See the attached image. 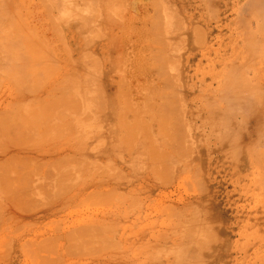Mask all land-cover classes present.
I'll use <instances>...</instances> for the list:
<instances>
[{"label": "rangeland", "instance_id": "rangeland-1", "mask_svg": "<svg viewBox=\"0 0 264 264\" xmlns=\"http://www.w3.org/2000/svg\"><path fill=\"white\" fill-rule=\"evenodd\" d=\"M3 1L4 0H2V2ZM5 1L7 5L5 6L7 7V15L5 14V18L9 17L10 19H6L9 20V22L4 19L7 25H4V21L1 23L5 27L0 25L1 28H4H0V31L3 30L0 34H5L7 29L10 30L8 33L10 32L9 34L12 38L8 36L9 34H5L1 37L5 39L6 42L8 41L6 40L7 37H9L10 40L13 38L15 40L17 39V46L12 44L13 41L12 43L8 41L10 43L9 45H13L14 47L10 46V50L6 48L10 51L7 53V57H10V60L7 59V61L9 60L6 65L8 73L4 75L6 76V78L4 77L5 79L2 77V72H4V70L6 71V69L3 71L0 69V71H2L0 73V75H2L0 78L2 77L4 80L2 81L3 84L1 83L0 86V264H84L88 259L89 261H87L86 264H89L95 257L91 256L90 259L88 255H92L93 253V255H96L97 252L100 254H97L96 258H99V256L102 257L104 254L106 256L109 254L110 256H121L122 253H127L125 250L129 251L127 253L128 256L125 254L121 256V259L129 257L127 260L131 261L132 258L130 256L132 255L133 260H135L134 257L140 254L135 258L138 260L141 258V261H134L135 264L137 262H143L144 264H225L228 263V261L230 264H264V237L262 238L263 241L260 240L261 233H264L263 225L261 227L257 225L259 227L258 230V227L253 222L249 224L245 223L248 212L253 214L256 210V207H254L255 204H261L259 200L256 201L255 198L260 199L259 197H262L264 199L263 194L262 196L260 194L261 190L257 191L259 189L257 184L260 183L257 182V176L262 172V170H260L262 169L260 168L262 165H260L259 161L260 158L261 160L264 159V153H261V156L258 154L260 157H258L259 160L256 162L258 159H256L257 151L259 150L260 153L264 150V23L261 24L264 20L261 18V22L258 23L257 21L259 20L256 21L253 16L255 12H251L252 10L249 11V7L245 10L244 5L247 3L246 0L245 4L243 0H230V3L229 0ZM2 4L0 7L4 8ZM2 8L1 11L4 13L3 10L5 9L2 10ZM90 8H94V10H90ZM259 8L260 6L255 9L257 14ZM3 13L2 16H0L4 18ZM6 27L7 29H5ZM184 33H186V35ZM250 48L254 53L248 52V50L251 51ZM1 66L0 67L3 69L4 65L2 64ZM31 88L33 90H31ZM30 91H32V93ZM240 98L241 100H239ZM156 107H159V109ZM250 107L252 112L255 113L254 116L257 114V117H255L256 119L251 117V120V118L247 117L249 116L246 114L247 111H243V109L250 110ZM154 108L157 110L152 111ZM161 109L167 112V114L163 111H158ZM170 111L172 113H170ZM155 113L160 114V118L159 116L157 117L158 114ZM247 113L253 116L251 111ZM258 113H261L262 118L258 119L261 120V122L259 121L261 123H259L261 125V130H259L260 128L258 127L259 129L256 131L254 130V132L253 128L258 125V121H255L260 117V115L258 117ZM169 115L170 118H168ZM137 116H139L140 120L144 118L142 120V122L144 121V129L147 125L149 126H147L149 130L146 128L147 131L141 128V130L144 131H141L143 136L140 132L138 136L137 133H135V130L137 132V129L140 127L138 121L136 122V127H138L133 128V123L136 121ZM155 116L158 120L167 117L166 119L169 122L162 119V121L157 120L158 122H156L154 120L155 118H150ZM242 119L243 124L246 125L248 123V125L250 124L252 126V123H256L254 127L252 126L253 128L247 125L248 129H245V131L250 129L256 137V132L261 131L258 132V135L262 133L261 136H263V141L262 145L259 143L258 149H253L251 148L252 146H248L249 151L251 152L250 149H252V152H254L253 155L255 154L256 157L254 156V159L256 160L253 159V155L248 153L249 155L247 154L248 156H246L244 154V152L247 153V151L242 150L245 146L240 142V140L243 141V138L247 136L244 137L245 134H249L250 130L249 132L243 133L240 131V128L245 125L243 126L242 124V127L239 128L238 124L236 127L239 129V132L233 125L235 122L237 123V121L238 123L239 121L242 123ZM249 119L251 121H249ZM140 120L139 122L141 125L142 122ZM145 120L147 122H145ZM232 120H234V123L231 122ZM246 120L248 121L247 123ZM149 121L152 123L151 130ZM145 123L147 124L146 126L144 125ZM156 123H159V126ZM174 123L178 125V127H175V130L173 126ZM236 123L235 125H237ZM169 126H173V131ZM247 127L245 126V128ZM214 128L217 130L215 129L216 131H214ZM230 128L232 132V128H235V132L237 131L239 134H243V138L242 134H240L241 139L239 140V137L237 140L238 144L240 143V145L244 146L243 148L241 146V150L237 148L240 147L238 145H236L237 147L235 148L232 147L229 149L230 146L235 145L234 138L237 139V135L233 132L234 134L231 135L230 140L232 136L235 137H233L231 142L228 139L229 137L227 138V136H225L228 134H222L226 132L229 133L231 131ZM153 129L156 132H154ZM159 129H163V131L160 130V132L165 131L166 133L158 132ZM138 130L140 131V128ZM177 130L178 132L184 130V132L182 131V134L180 131L181 136H179L180 134L178 135V132H176ZM132 131L136 134L135 136L137 138L134 136L133 138H135L136 141L130 139L131 141H129V143L132 142L135 149L140 148V150H142L143 155H145L144 157L141 156L145 159H141L143 163H141L140 159L137 160L140 156L137 159L133 157L135 155L134 152H138L137 154L141 153L139 149L134 151L133 147L131 153V146L129 149L127 148V146L129 147V145H127L129 144L128 138L133 134H130ZM145 132H148L149 138L152 136L154 139L157 138L160 145L156 141L157 145H153L154 139L151 138L150 141L149 138L144 137ZM175 133L179 137H176L174 135ZM252 133L250 132V134ZM161 134L168 136L166 137ZM184 134H187L189 139H187ZM190 134L192 138L189 136ZM219 135L223 137L220 138L218 137ZM132 136L133 135H131V137ZM182 136L185 138L181 141L180 139L183 138ZM161 137L163 138L161 139ZM143 138H146V140ZM58 139H61V141L57 142L59 144L55 142V140L58 141ZM105 139L107 141H105ZM63 140H65L64 143H66V141L68 142V144H63L65 147L62 146ZM147 140H149L150 143ZM176 140L180 141L179 144ZM224 140L226 142L228 141V147ZM173 142H175L174 146H172L173 149L175 146H179V149L182 150L177 149L179 156L175 152L176 149L172 150L167 144L170 143L173 145ZM212 143L215 145L214 148H217L219 144L218 149L223 150L222 152L220 150L219 154L223 155L224 151L227 153H224V158L227 160H225L222 155H219L221 164L219 162L217 169L214 170L215 173H213V176L215 175L216 179L220 181L221 184L223 183L219 196V200L222 203L220 206H226L229 215L234 214L233 216H236L238 220H243V223L240 222V224L242 223L241 225L239 224L234 227L233 234L229 241L228 252L231 254L229 260L220 261L218 258L215 259L211 257V250H206L207 246L213 245L212 248H215L222 242L220 241L223 239L221 231L224 225L220 222L221 219L219 215L212 211L211 215H209L211 209L208 210L207 207L203 209L199 207L197 208L199 210H197L195 204H193L194 208L190 205V202L194 203L205 191L206 186L204 182L208 180V177L205 179V176H202V170H204V172L208 170L207 166H209V164H204L207 160H204L202 165L199 160L194 161L195 166H202V168L200 166V169H198L199 171L189 173L188 171L191 170H187L186 172L189 174L182 175L183 177L180 176L181 178L179 177L174 183V186L168 190V192L171 191V193L167 192L168 195L166 197H157L155 195L152 202L149 201L151 202L150 204H148V201H144L141 204L140 201L134 199V197H138H136V195L139 191H137L138 189L135 190L133 185V191L135 193L133 192V195L130 193V196L128 193L132 191V186H130V189H127L128 191L130 190L129 192L125 189L117 190L116 187L102 189L104 191H102V193L100 191L101 194L97 192L95 195V193H93L95 196L83 192L88 186L87 184H94L97 181L101 183L108 180L111 183L113 179L115 180H113V182H116L117 180L115 178L119 181L118 177H120V174L121 178L124 177V175L127 177V175L131 173L128 169L134 171L136 168L139 169L140 165L143 169L147 166L149 167L144 170L141 169L139 173L141 171L149 172L154 175V177L156 176L159 182H161V180L168 181L169 179H167V177L169 178L172 173V166L175 164L173 163L175 160L178 161L180 158V161L182 159L183 162L187 164L184 160H189L191 156L190 153L199 148L206 151L214 146ZM12 144L19 148L21 147V152L23 149L25 151H34L36 149L38 151L39 149L37 153H42V151L44 152L45 150H55V148L59 146L61 151L56 148V152L58 150L62 152L63 150L64 155L65 152L67 153L64 160H58L59 162L55 161L53 163L34 162L23 158V156H14L9 159L4 155L11 149L16 148V146L13 147L14 145ZM55 144L58 146H55ZM137 144L139 146H137ZM165 144H167V146ZM87 145H89L88 148ZM152 145L156 146L155 149L158 148V154L160 151L164 153V148L166 151L171 148L170 150L172 151L170 152V150H168V153L170 152L173 154L174 151V158L176 159H172V164L170 162V164L167 162V165L164 162L161 163L162 165H158L161 166V168L156 165L154 166L153 159L157 157V155H153L154 158L152 160H150V156H146L150 155L149 151L151 149L149 147ZM67 146L68 149H66ZM159 146L161 148L163 147V150ZM180 146L184 148H180ZM50 148L51 150H48ZM40 149H42V151H40ZM106 149H108V151ZM236 149L240 150V152H242L241 154H244L243 156L239 155V159L233 158L238 155ZM105 151L109 153L111 151L112 154L110 153L109 155L112 157H107L106 155L108 154ZM128 151L131 153L132 159L127 155ZM157 151L154 150V153ZM166 151L165 153H167ZM235 151H237V153ZM23 153L25 152L23 151ZM118 154L120 157L126 156L125 158L129 156V160L123 157L122 159L126 160V162H124V160L119 162L120 158ZM159 155L161 156L162 154L160 153ZM250 155L253 162L255 161L254 164L258 165V167L260 165V169L257 168L260 170L259 172L257 171L259 174L256 171H254V174L251 173L253 169H256V166L252 168V171L250 170L251 172L248 171L253 166V163L250 167L246 168H249L248 170H240L239 168L240 172L236 168L235 163L240 162L237 160L242 159V161H244L248 159ZM197 157L198 155L195 156V159ZM229 157H231V159ZM134 158V161H140V164L137 162L139 166L136 165V167L132 164L134 166L133 169L128 167L132 166L128 164H135V162H130ZM107 159H109V163ZM222 159H224L225 162L222 161ZM229 159L230 162L228 161ZM230 165H235L234 168L236 169L232 170V166ZM204 166L207 167L206 170ZM155 167L160 169L164 168L163 171L165 174L160 170L156 172L158 169H156L154 173L153 169L155 170ZM220 167L223 172L221 169H218ZM120 171H127L128 173H121ZM245 171H248L247 174H252H248L250 179L257 173L256 178L254 176V178L252 177L254 183L252 181L253 179L249 180V178L245 176V173L243 176L246 177L247 180L241 176ZM105 172L107 175L104 174ZM137 172H133L136 173L135 177H140V174ZM217 172L219 175L216 174ZM239 172L241 173L240 175ZM117 173L119 175H117ZM133 173L131 174L133 175ZM158 173H160V175H158ZM262 173H264V171ZM162 174H164L166 178ZM203 175L208 176L206 173ZM125 177L120 181L124 179V183H127L126 181L128 180L126 179H132L131 181L134 180V182L136 180L133 179L135 178L134 175L133 178L129 176L128 178ZM260 178L264 179V175L263 177L260 175ZM202 180L205 181L202 182ZM255 180L257 182V188L256 186L254 187ZM249 181L251 186L253 185L251 188L255 189L254 191H256V194L259 192V197L252 193L254 191L251 192L253 195L247 191L245 193L241 192L240 187L242 183L246 182L249 184ZM238 184L239 186H237ZM242 186V188L247 187L246 185ZM248 187L246 188L247 190L250 189ZM233 189H236V191ZM242 190L245 191V189ZM247 193L252 195V199H249L251 196L248 195V197L246 195ZM131 196L133 200L130 198ZM246 196L247 198H245ZM253 199H255V201ZM263 199L260 201L263 202ZM249 200L254 203L251 201L250 204L247 203ZM126 201L130 204L133 203V205L126 206L128 205ZM134 202L136 204L140 202L141 208L143 206L146 208V204H148V207L144 210L136 211L139 206L136 205V208ZM245 202L248 205H245ZM60 205H63L61 210ZM189 205L192 209L189 208ZM124 206H126V211L131 207L127 211L129 213L126 215L122 214V212L124 213V211H122ZM133 206L136 209H134ZM50 207L52 209H59V213L51 217L40 219L39 217L43 216L45 214L44 212ZM187 207L189 209H186ZM180 208L182 210L178 211L177 209ZM249 208H252L250 210L252 212L249 211ZM116 210L118 212L121 211L119 214L121 213L122 217L123 215L125 216V218L120 217V219L118 217L121 216V214L116 215V217L118 216L117 219L120 220L119 222L108 215L111 212L112 215H114L113 217H115ZM263 210L264 209L262 207L260 208V205H258L256 212H264ZM208 211L209 214L206 213ZM240 211L243 214H241ZM139 212L142 213V216L140 215L141 218L136 221ZM205 213L207 216H205ZM213 214H215L214 217L218 221L216 219L208 220ZM216 215L218 217H216ZM243 215H245V217ZM105 216H109L110 218L108 217L109 219L106 220L103 218ZM102 218L107 222L103 223L102 221V224L99 223L100 225L90 224L92 221ZM132 221L135 223L133 224ZM212 221L216 225L213 224ZM86 223L90 224L92 227H89V225L84 227ZM152 225H155V228ZM80 226L84 227L85 231L88 230L91 233L93 231L96 233L98 232V236L101 239L97 240L98 236L94 237L96 238L94 240L98 242V244L95 243L93 238L91 239V233L89 234L87 231L90 236L85 235V231H83L84 228H81L84 235L76 237L75 235L78 233L71 232L69 234L70 238H68L69 236L67 237L69 241L66 239L63 241L59 239V235L64 231H69V229L71 230ZM103 227L105 229L112 228L105 230ZM140 229L143 231L141 232ZM187 229L190 231H187ZM193 229L195 231H192ZM215 229L217 230L215 231ZM107 230H109V232ZM111 230H113V234ZM261 230L263 231L260 232ZM121 231H123L124 234ZM145 231L148 234L154 233V236H149L147 234L149 237H145ZM94 232L93 236L95 234ZM106 232H108L109 235ZM143 232L146 241L148 240L147 238H149V240L151 239V243L149 242L148 245H145L147 242H145V244L143 242L141 245V241H144L143 236H141L143 239H138V236L142 235ZM161 232L163 234H161ZM195 232L198 233V235ZM138 233L139 235H137ZM158 233H160V235ZM72 234H74L75 237H73ZM116 234H118V236L121 235V240ZM187 234H189V236L191 234L192 240ZM79 237L82 238L80 244L79 241H81V238ZM86 237H89L87 240H92V243L85 240ZM108 237H110V239ZM136 237L139 242L138 245L133 241ZM177 237H179L178 240L175 239ZM200 237L202 239L198 241L197 238ZM56 238H58V240ZM179 239L182 241L178 243ZM257 239L262 243L257 241L258 244L255 241ZM171 240L173 242L175 240L176 243L174 244ZM83 242L84 246L87 243L88 246L86 245V248L93 244L94 246L92 245L90 248L92 247L93 251L95 249L96 251L91 253L92 251L90 252V250L92 249H90L86 254V248L83 246L85 248L83 250L82 247H80ZM156 243L157 245H155ZM132 244H134V246ZM167 244L168 246H166ZM152 245L155 246V249L158 248L155 250ZM125 246H128L127 248L129 249H126ZM211 246H209V248L207 247V249H210ZM147 249H149V251ZM140 250L143 251L140 252ZM205 250L207 252H205ZM252 250L259 253L255 254ZM131 251L134 253L137 251L139 253L134 254ZM244 251L247 253L245 255H248L246 258L245 255H243ZM106 252L109 253L106 254ZM149 253H151V255ZM253 255L254 258H252ZM169 256L172 260L169 259ZM183 256L184 258H182ZM250 256L252 257L250 258ZM124 259L123 261H126Z\"/></svg>", "mask_w": 264, "mask_h": 264}, {"label": "bare ground", "instance_id": "bare-ground-1", "mask_svg": "<svg viewBox=\"0 0 264 264\" xmlns=\"http://www.w3.org/2000/svg\"><path fill=\"white\" fill-rule=\"evenodd\" d=\"M232 1H233V0H232ZM243 1H244V4H245V0H243ZM4 2H5V4H4ZM174 2H175V1H174ZM194 2H195V1H194ZM246 2H247L246 4H248V5H246V4L244 5V6H245V7H244L245 10H247V8L249 7V8H248V10L250 9L249 11L252 10L251 12H255V14H253V16L255 17L256 21L259 20V21H257L258 23L261 22V21H260L261 18L264 20V0H248V1L246 0ZM0 3H1V4L3 3L2 6L4 5V8L0 7V12H1L0 15H1V16H2V13H3V12L1 11V8H2V10L5 9V10H3V11H4V13H3L4 18L0 16V18H1L0 21L2 20V21L0 22V25L2 26L3 24H1V23H3V21L5 22L4 25H5V24L7 25L6 21L9 22V20H6V19H8L9 17L5 18V14H6V11H7V10H6L7 7H5V6H7V5H6V1L4 0V1L2 2V0H0ZM229 3H230V0H229ZM1 4H0V6H1ZM181 4H182V3H181ZM91 5H92V4H91ZM196 5H197V4H196ZM227 5H228V4H227ZM259 6H260V8L257 10V11H258V14H257L255 9L258 8ZM191 7H192V6H191ZM227 7H229V6H227ZM84 9H85V8H84ZM86 9H87V8H86ZM195 9H196V8H195ZM260 9H261V10H260ZM90 10H94V8H93V9L90 8ZM249 11H247V12H249ZM259 11H260V12H259ZM90 13H91V12H90ZM249 13H250V12H249ZM251 14H252V13H251ZM6 15H7V14H6ZM79 15H80V14H79ZM83 15H84V14H83ZM87 15H88V13H87ZM87 15H86V16H87ZM194 15H195V14H194ZM191 16H192V15H191ZM2 18H3V19H2ZM171 18H172V16H171ZM259 18H260V19H259ZM4 19H5L6 21H5ZM9 19H10V18H9ZM10 23H11V22H10ZM263 23H264V22H262L261 24H263ZM4 25H3V26H4ZM1 26H0V28H1ZM10 26H11V25H10ZM4 27H5V26H4ZM1 29H4V28H1ZM1 29H0V30H1ZM5 29H7V27H6ZM2 31H3V30H2ZM2 31H0V32H2ZM4 31H5V30H4ZM8 31H10V30L7 29V31H5V32H6L5 34H9L10 32L8 33ZM210 32H211V31H210ZM5 34H4V33H1V34H0V53H1V55H0V66H1L2 64L4 65L3 69L1 68L2 66L0 67V69H1L2 71H3L4 69H6V71H7V72H6L5 70H4V72L0 71V73H1V72L3 73V74H2L3 76L0 75V76H2L3 78H4V77L6 78V76H4V75H7V73H8V69H7V66H6V65H7V62L10 60V57H9V58L7 57V56H8L7 53H8V51L11 49V47H14L13 45L11 46V45H9V44L12 43V41H13L12 44L16 45V41H17V39L15 40L14 38L10 40V38H12V37H11L10 34H9L8 36H9L10 38L7 37V38H8V39H7L6 36H5V38H6V40H8L9 42H10V41H11V42H10V43H9L8 41L6 42L5 39H3V38L1 37V36H4ZM184 34L186 35V33H184ZM185 38H186V37H185ZM14 41H15V42H14ZM187 42H188V41H187ZM6 43H7V44H6ZM10 46H11V47H10ZM16 46H17V45H16ZM6 48H8L9 50L6 49ZM184 50H185V49H184ZM250 50H251V51L248 50L249 53L252 52V49H251V48H250ZM2 52H3V54H2ZM9 52H10V51H9ZM12 52H13V51H12ZM14 52H15V51H14ZM16 52H17V50H16ZM16 52H15V53H16ZM252 53H254V52H252ZM194 55H195V54H194ZM248 55H249V54H248ZM10 56H11V55H10ZM250 56H251V55H250ZM195 57H196V56H195ZM187 58H188V57H187ZM7 59H9V60L7 61ZM199 60H200V59H199ZM192 61H193V60H192ZM10 64H12V63H10ZM187 65H188V64H187ZM8 67H9V66H8ZM10 67H11V66H10ZM187 67H188V66H187ZM10 72H11V71H10ZM186 72H187V71H186ZM188 73H189V72H188ZM187 75H188V74H187ZM2 77H1V78H2ZM1 78H0V79H1ZM3 78L0 80V86H1V83L3 84V82H2V81H4ZM5 78H4V79H5ZM6 88H7V87H6ZM14 90H15V88H14ZM31 90H33V89L31 88ZM30 92L32 93V91H30ZM33 92H34V91H33ZM8 98H9V97H8ZM239 100H241V98H240ZM5 101H6V100H5ZM232 101H233V100H232ZM244 101H245V100H244ZM239 102H240V101H239ZM239 102H238V103H239ZM238 103H236V104H238ZM240 104H241V103H240ZM151 105H152V104H151ZM164 105H165V104H164ZM192 105H193V104H192ZM234 105H235V104H234ZM240 106H242V105H240ZM244 106H245V103H244ZM161 107H162V106H161ZM163 107H164V106H163ZM226 107H227V106H226ZM232 107H233V106H232ZM237 107H238V106H237ZM156 108H157V107H156ZM170 108H172V107H170ZM229 108H230V107H229ZM234 108H235V107H234ZM247 108H248V107H247ZM157 109H159V107H158ZM157 109L154 108V110H152V111H155V110H157ZM180 109H181V108H180ZM226 109H227V108H226ZM230 109H231V108H230ZM236 109L239 110L238 108H236ZM242 109H243V108H242ZM244 109H245V107H244ZM244 109H243V111H245V112H246V111H247V112H248V111H249V112L251 111V114L253 115V116H251L250 113L248 114V113L246 112V114L249 115V116H247L248 118H251V117H252V118H253V117L255 118V117H257V114L254 116L255 113L252 112L251 107H250V110H249V109H248V110H247V109L244 110ZM172 110H173V109H172ZM231 110H232V109H231ZM231 110H230V111H231ZM146 111H147V110H146ZM158 111H161V112H162L163 110L161 109V110H158ZM227 111H228V110H227ZM143 112H144V111H143ZM156 112H157V111H156ZM163 112H165V111H163ZM225 112H226V111H225ZM235 112H236V111H235ZM159 113H160V112H159ZM165 113L167 114V112H165ZM170 113H172V112L170 111ZM193 113H194V112H193ZM147 114H148V113H147ZM150 114H151V113H150ZM150 114H149V115H150ZM152 114H154V113H152ZM155 114H158V113H155ZM163 114H164V113H163ZM225 114H226V113H225ZM234 114H235V113H234ZM144 115H145V113H144ZM149 115H148V116H149ZM170 115H171V114H170ZM170 115H169L168 118H170ZM172 115H173V114H172ZM229 115H230V114H229ZM229 115H228V116H229ZM239 115H240V114H239ZM244 115H245V114H244ZM259 115H260V117H259ZM145 116L147 117V115H145ZM145 116H144V117H145ZM158 116H159V118H160V114H158L157 117H158ZM163 116H164V115H163ZM226 116H227V115H226ZM230 116H231V115H230ZM230 116H229V117H230ZM236 116H237V114H236ZM141 117H142V116H141ZM157 117L155 116V117H153V118H152V117H150V118H151V119H154V118H155L154 120H155L156 122H158V121H160V120L162 119V118H161L160 120H158ZM164 117H165V116H164ZM258 117H259V118H257V120L255 121V122L258 121V122H257L258 125H256L257 128L254 127L256 123H255V124L252 123V124H253L252 126H253L254 128L249 124V125L253 128V131H254V130L256 131L257 129H259V128L261 127V125H260V124H261V123H260L261 120H258V119H262V118H261V113H260V114L258 113ZM110 118H111V117H110ZM137 118H138V120H137ZM137 118H136V121L134 120L135 122L133 123V124H134L133 128L136 127V125H137L136 122L138 121V123H139L138 125L140 126V127H139V128H140V131L138 130L139 128L137 129V132H136V130H135V133H137V136H138V133H139V132H140V134H141V133H142L141 131H143V130L147 131L146 128H148L149 126L145 123L144 125H145V126L147 125L148 127L146 126L145 129H144V128H143V127H144V126H143V122H144V121L142 122V120H143L144 118H142V120L139 119V116H137ZM148 118H149V117H148ZM148 118H147V119H148ZM156 118H157V119H156ZM166 118H167V117H166ZM166 118H165V119H162V120H165V121H166V120H167ZM232 118H233V117H232ZM252 118H251V120H252ZM254 118H253V119H254ZM111 119H112V118H111ZM174 119H175V118H174ZM174 119H173V120H174ZM255 119H256V118H255ZM139 120L142 122L141 125H140ZM148 120H149V119H148ZM157 120H158V121H157ZM162 120H161V121H162ZM169 120H170V119H169ZM185 120H186V119H185ZM226 120H227V119H226ZM226 120H225V121H226ZM229 120H230V119H229ZM251 120L249 119V121H251ZM155 121H154V123H155ZM165 121H164V122H165ZM167 121H168V120H167ZM170 121H171V120H170ZM233 121H234V120H232L231 122H233ZM244 121H245V120H244ZM259 121H260V122H259ZM145 122H147V121L145 120ZM152 122H153V120H152ZM168 122H169V121H168ZM178 122H179V121H178ZM231 122H230V125H231V127H232ZM241 122H242V123H240V121H239V123H238V121H237V123L235 122L237 125H235V123L233 122V123H234L233 125L236 127V126H238V124H239V128H240V127H242L243 119H242ZM247 122H248V121L246 120V123H247ZM253 122H254V120H253ZM149 123H150V121H149ZM244 123H245V122H244ZM259 123H260V124H259ZM151 124H152V123H150V130L152 129V128H151V126H152ZM156 124L159 126V123H156ZM162 124H163V123H162ZM160 125H161V124H160ZM171 125H172V124H171ZM175 125H176V126H175ZM180 125H181V124H180ZM182 125H183V124H182ZM194 125H195V124H194ZM230 125H229V127H230ZM244 125L247 127L248 123H247V125H246V124H243V126H244ZM249 125H248V127H249ZM259 125H260V126H259ZM141 126H142V127H141ZM173 126H174V130L176 129L175 127H178L177 123H174ZM173 126H171V127L169 126V127L172 128ZM184 126H185V124H184ZM184 126H183V127H184ZM212 126H213V125H212ZM245 126L242 127V128H240V131L243 132V133H244V132L246 133L247 131L249 132V130H250V129H249V130H246V131H245V129H248V127L245 128ZM137 127H138V126H137ZM137 127H136V128H137ZM155 127H157V126H155ZM193 127H194V126H193ZM199 127H200V126H199ZM213 127H214V126H213ZM218 127H219V126H218ZM221 127H222V126H221ZM227 127H228V125H227ZM258 127H259V128H258ZM141 128H142L143 130H141ZM167 128H168V127H167ZM181 128H182V126H181ZM236 128H237V127H236ZM164 129H165V128H164ZM168 129H169V128H168ZM183 129H184V128H183ZM215 129H216V128H214V131L217 130V129H216V130H215ZM221 129H222V128H221ZM232 129H233V132H235V131H234L235 128H232ZM242 129H244V130H242ZM148 130H149V128H148ZM155 130H156V129H155ZM160 130H161V129H159L158 132H160ZM166 130H167V129H166ZM170 130H171V129H170ZM170 130H169V131H170ZM230 130H231V128H230ZM236 130L239 131L238 128H237ZM259 130H261V128H260ZM130 131H131V130H130ZM153 131H154V129H153ZM161 131H163V129H162ZM172 131H173V128H172ZM180 131H181V130H180ZM180 131H179V132H178V130L176 131V132H178V135L180 134L179 136H181V133L183 134L184 130H182L183 132L181 131V133H180ZM227 131H228V130H227ZM240 131H239V132H240ZM253 131L250 130L251 133H252ZM255 131H254V132H255ZM143 132H144V131H143ZM154 132H156V131H154ZM164 132H165V131H164ZM164 132H160V133H164ZM233 132H232V130H231L229 133L226 132V133H223L222 135H224V134H228V135H225V136H227V138L229 137L228 139L230 140L231 135L234 134ZM236 132H237V131H236ZM236 132H235V134L237 135V139L234 138V139H235V145H234V146H230L229 149H231L232 147H234V148L237 147L236 145L240 146V147H237L238 149H240L241 146L244 145L248 150H247L244 146H242V148L244 147V149H242V150H243V151H247V153L244 152V154H245L246 156H248L249 154L253 155V153H254V152H252V149H250L251 152L249 151L248 146H249V147L252 146L251 148H253V149H258V147H259V143H261L260 145H262V141H263V136H261L262 133H261V135H258V132H261V131L256 132L257 137H256L255 134H254V135H255V136H254L253 133L250 134V132H249V134H248V133L245 134L244 137H245L246 135H247V136H246L245 138H243V134L240 133V134H242L243 141L240 140V139H241V135L239 134V132H237V133H236ZM131 133H133V134H131ZM165 133H166V132H165ZM212 133H213V132H212ZM214 133H215V132H214ZM130 134L133 135V136H132V137H131V135L129 136V138H128V143H129V141H131L130 139H133V141H136L135 138H133L136 134H134L133 131L130 132ZM151 134H152V132H151ZM155 134H156V133H155ZM155 134H154V135H155ZM157 134H158V133H157ZM187 134H188V133H187ZM187 134H186V135L184 134V135H185V137H186L187 139H189V137L187 136ZM210 134H211V133H210ZM229 134H230V136H229ZM259 134H260V133H259ZM148 135H149L148 132H145V136H144V137L149 138L150 136H148ZM152 135H153V134H152ZM161 135H164V134H161ZM161 135H158V136H161ZM174 135H175L176 137H179L176 133H175ZM192 135H193V134H192ZM196 135H197V134H196ZM215 135H216V134H215ZM239 135H240V136H239ZM142 136H143V133H142ZM147 136H148V137H147ZM164 136H166V135H164ZM167 136H168V135H167ZM167 136H166V137H167ZM189 136L191 137V134H190ZM135 137H136V136H135ZM169 137H170V136H169ZM169 137H168V139H169ZM182 137H183V136H182ZM185 137L181 138L180 140H181V141H182V139L184 140ZM209 137H210V136H209ZM218 137H220V135H219ZM222 137H223V136H222ZM222 137H220V138H222ZM233 137H235V136H232V139H233ZM239 137H240V138H239ZM104 138H107V137H104ZM136 138H137V137H136ZM146 138H143V139L146 140ZM151 138L154 139L153 136H152ZM151 138H149L150 141H151ZM162 138H163V137H161V139H162ZM191 138H192V137H191ZM196 138H197V137H196ZM238 138H239L240 142L243 143L242 145H240V143L238 144V142H237ZM113 139H114V138H113ZM155 139H156V140H155ZM155 139L153 140L154 143H153V142H151V143H153V145H154V144L157 145V143L160 145V143L157 141V138H155ZM165 139H166V138H165ZM172 139H173V138H172ZM187 139H186V140H187ZM193 139H194V138H193ZM201 139H202V138H201ZM228 139H226V140H228ZM232 139H231V140H232ZM102 140H103V139H102ZM145 140H144V141H145ZM158 140H159V139H158ZM186 140H185V142H186ZM194 140H196V139H194ZM215 140H216V139H215ZM215 140H214V141H215ZM229 140H228V141H229ZM231 140H230V141H231ZM59 141H61V139H60V140L58 139V141L55 140L56 143L59 142ZM105 141H107V140L105 139ZM108 141H109V140H108ZM138 141H139V140H138ZM147 141H149V140H147ZM150 141H149V143H150ZM155 141H156L157 143H156ZM165 141H167V140H165ZM168 141H169V140H168ZM176 141H178V140H176ZM189 141H190V140H189ZM196 141H197V140H196ZM224 141H225V140H224ZM228 141H227V142H228ZM62 142H63V143H62ZM62 142H61V143H62V146H63V147H65L63 144H66V143L68 144L67 141H66V143H64L65 140H63ZM170 142H171V141H170ZM179 142H180V141H178L177 143L179 144ZM187 142H188V141H187ZM190 142H191V141H190ZM190 142H189V143H190ZM205 142H206V141H205ZM210 142H211V141H210ZM221 142H222V141H221ZM225 142H226V141H225ZM227 142H226V145L228 144ZM231 142H232V141H231ZM233 142H234V141H233ZM61 143H60V145H61ZM111 143H112V141H111ZM141 143H142V142H141ZM162 143H163V142H162ZM183 143H184V142H183ZM223 143H224V142H223ZM229 143H230V142H229ZM57 144H59V143H57ZM105 144H106V143H105ZM167 144H168V146H170V147L172 148V146H174L175 142L172 143L173 145H171L170 143H167ZM167 144H165V145L167 146ZM212 144H213V143H212ZM257 144H258V145H257ZM12 145H14V144H12ZM69 145H70V144H69ZM127 145H129V147L127 146L128 149H129L130 146H131V148H130L131 151H130V150H129V151L132 153V149H133L134 145H132V142L129 143V144H127ZM147 145H148V143H147ZM153 145H152L151 147H149L151 150L153 149V150H152L153 153H152L151 150H150L151 152L148 150L150 155H146V156H150V157H151L150 160H152V159L154 158L153 155H154V156L157 155V157H155V158L153 159V160H154V161H153V162H154V166H155V165H156V166H158V165H162L161 163H163V162H164L165 164H166L167 162H168V163L170 162V163L172 164V159L175 157V154H174V151H173V154H174V155H173L172 153H170V152H171L172 150H175V149H176L175 152L177 153V151H178L177 149H179V146H178V147L175 146L174 149L172 148V150H170L171 148L168 147L169 149H167V151H166V149L164 148V153H163V151H162V152H161V151L159 152V154H160V153L162 154V155L160 156V155L158 154V151H159L158 148L155 149L156 146H153ZM180 145H181V143H180ZM213 145H214V144H213ZM221 145H222V144H221ZM232 145H233V144H232ZM255 145H256V146H255ZM15 146H16V145H14L13 147H15ZM46 146H47V145H46ZM49 146H50V144H49ZM51 146H52V145H51ZM55 146H58V145L55 144ZM137 146H139V145L137 144ZM148 146H149V145H148ZM161 146H163V145H161ZM166 146H165V147H166ZM186 146H187V145H186ZM218 146H219V144L217 145V148H214L215 145H214L212 148L209 147L210 149H207V150L205 149L206 151H203V150H201L200 148H199L200 150H199V149H197V150L193 149V150H195V151L192 150L193 152L190 153L191 156H190V158H189V160H188L189 162H188L187 160H184V161H186L187 164H185V163L183 162L182 159H181V161H180V158H179V157H178L179 159L177 158L178 161H176V160H175L176 158H174L175 162H173V163H175V164L172 166V167H173V168H172V173L170 172V173H171L170 177H169V178L167 177V179H169V180H168V181H167V180H164L165 182L162 181V180H161V182H159V181L156 179V176L154 177V175L150 174L149 172L147 173V172L141 171V172L139 173V171H140L141 169H143V168H141V165H140V168H139V169L136 168V169L138 170V172H137L136 169L134 170V171H136L137 173L140 174V177H138V176L135 177V174H136V173H133L134 171H133L132 169H131L132 171H130V169H128V171L131 172V173H133V175H134L135 178H133V175H132L131 173H130L129 175H127V177H125L126 175L123 174L125 178H128V176H129V177H132L133 179H136L135 182H134V180L131 181L132 179H130V180H129V179H126V180H128V181H126L127 183H124V181H123L124 179L122 180L123 182L120 181V180H121L122 178H124V177L121 178V174L119 175V174L117 173V175L120 176V177H118V178H119V181H118L117 178H115L118 182H117V181H116V182H113L114 179L111 180L113 183H112V182L110 183L109 180L106 181V182H101V181H100L101 183H98V181H97V182H95L94 184H90V185L87 184L88 186L86 185L87 187H86L85 189L83 188L84 191H83V189H82V191H83L85 194H88V195H89V194H93V193H95V195H96L97 192H98L99 194H101L102 191H104V190H102V189H105V188H107V187H111V188L116 187L117 190L125 189L126 191H128L127 189H130V186L133 185L134 188H135V190L138 189L137 191H139L138 194L136 193L137 195L135 194L136 197L138 196L137 198L134 197L135 200L140 201L141 204H142V202H144V201H148V202L151 201V202H152V199H153V197H154L155 195H156L157 197H166V196L168 195V194H167L168 190H170V188H172V187L174 186V183L179 179L180 176L185 175V174H187L188 172H189V173H192V172H195V171H199L198 169H200V166L202 165V163L204 162V160H207V162H205L204 164H206V163H207V165L209 164V166H207V167H208V170H207L206 172H204V170H202V171H203V174L206 173V174L208 175V176H206V175H203V174H202V176H205V179H206V177H208V178H207L208 180H207L206 182H204V184H205V186H206V187L204 186V187H205V191L200 195V197H198L197 199L195 198L196 200L194 201V203H193V202H190V205L192 206V208H194V207H193V204H195V205H196V207H195L196 209L199 208V207L202 208V209H203L204 207H207L208 210H209V209H211V210H210V214H209V211L206 212V213H208L209 215H211V211H212L213 213L219 215V218L221 219L220 222H222V224L224 225V226L222 225V226H223V229L221 228L222 231H221V229H220V231L222 232V233H221V234H222L221 236H222L223 239L220 240V238H219V240L222 241V242L220 243V241H219L220 245H217L215 248H212L213 245H212V246L209 245V246H211V248H210V249H207V247L209 248V246H207V247H206V250H211V253H210V254H211V257H213V258H215V259L218 258L220 261H225L226 259L229 260V259L231 258V254H230V252H228V251H229V248H228V247H229V241H230L231 236H232V234H233L234 227H235V226H238V225L240 224V222H242L243 220H241V221L238 220V219L236 218V216H233L234 214H233V215H229V214L227 213V208H226V206H224V207H221V206H220L222 203H221V201L219 200V196H220V192H221V186H222L223 183L221 184V182L218 181V180L216 179L215 175L213 176V173H215L214 170L217 169V167H218V165H219V162H220V159H221V158L219 159V155H220V156L222 155V154H219L221 149L219 150V149H218ZM222 146H223V145H222ZM13 147H12V148H13ZM44 147H45V146H44ZM58 147H59V146H58ZM58 147H56V148H57V149H60V147H59V148H58ZM63 147H62V148H63ZM88 147H89V145H87V148H88ZM91 147H92V146H91ZM105 147H107V146H105ZM118 147H119V145H118ZM152 147H153V148H152ZM159 147H160V146H159ZM163 147H164V146H163ZM163 147H162V148L160 147V148L163 150ZM181 147H182V146H180V148H181ZM227 147H228V145H227ZM227 147H226V148H227ZM254 147H255V148H254ZM256 147H257V148H256ZM18 148H19V147L16 146V148L11 149V150H10L7 154H5L4 156H6V157L9 158V159L12 158V157H14V156H19V157H20V156H23V158L29 159V160L34 161V162H47V163H48V162H52V163H53V162H55V161H56V162H59L58 160H64V158L66 157V153H67V152H65V155H64L63 150H62V152H60L61 149H60V151L58 150L59 152H58V151L56 152V150H57L56 148H55V150H52V151H47V150H45L44 152L42 151V149H40V151H42V153H41V152H40V153H37V152H39V149H38V151H37V149L34 150V151H32V150H28L29 152H28L27 150H26V151H27V152H26V151L23 149V151L25 152V153H23V151L21 152V149H20L21 147H20L19 149H18ZM41 148H42V147H41ZM53 148H54V145H53ZM108 148H109V147H108ZM110 148H111V147H110ZM121 148H122V147H121ZM136 148H137V147H136ZM166 148H167V147H166ZM182 148H184V147H182ZM190 148H191V147H190ZM204 148H205V147H204ZM204 148H203V149H204ZM221 148H222V147H221ZM234 148H233V149H234ZM261 148H262V146H261ZM66 149H68V146L66 147ZM117 149H118V148H117ZM138 149L140 150V148H138ZM138 149H135V147H134V151H135V150H138ZM227 149H228V148H227ZM233 149H232V150H233ZM238 149H236V150L238 151V155H237V156H234V155H233V156H234L233 158H235V159H239V157H238L239 155H240V156H241V155H242V156L244 155V154H241V153H242V152H240L241 149H240V150H238ZM48 150H51V148L48 149ZM106 150L108 151V149H106ZM119 150H120V149H119ZM125 150H126V149H125ZM154 150H156V151L158 150V151L154 153ZM168 150H170V152H169L170 154L168 153ZM179 150H181V149H179ZM224 150H225V147H224ZM261 150H262V149H261ZM35 151H36V153H35ZM114 151H115V150H114ZM129 151H128V154H127V155H129L130 157H129V156H128V157L131 158V159H132L133 157H135V158L137 159V158L140 156V158H138L137 160H139V159L141 160V159H143L142 157L145 156V155H143L142 150H140V151H139V152H141V153H139L140 155L137 154L138 152L135 153V152L133 151L135 155H134L133 157H131L132 155H131V153H129ZM165 151H166L167 153H165ZM181 151H182V150H181ZM181 151H180V152H181ZM222 151H223V150H221V152H222ZM237 151H235V152L237 153ZM256 151H257V150H256ZM105 152H106V151H105ZM115 152H116V151H115ZM121 152H123V151H121ZM180 152H179V153H180ZM225 152H226V151L223 152V155H222L223 158H224V156H225V155H224ZM229 152H230V150H229ZM106 153L109 155V154L111 153V151H110V153H109V152H106ZM126 153H127V152H126ZM151 153H152V154H151ZM232 153H234V152H232ZM248 153H249V154H248ZM261 153H264V150H262L260 153H259V150H258L257 153H256V156H257V157H256L255 154H254V155H253V159H254V156L256 157V159H257L258 157H260V156H261ZM111 154H112V153H111ZM119 154H121V153H119ZM119 154H118V155H119ZM144 154H145V153H144ZM177 154H178V153H177ZM190 154H189V155H190ZM225 154H227V153H225ZM247 154H248V155H247ZM258 154H259L260 156H259ZM105 155H106V154H105ZM108 155H106V156H107V157H110V156H111V155H109V156H108ZM123 155H124V154H123ZM123 155H121V156H123ZM151 155H152V156H151ZM194 155H195V156L198 155V157L195 159V156H194ZM251 155L249 156L248 159H246L248 162H247L246 160L242 161V159H240V160H237V161H240V162L237 163L236 160L234 159L235 162H236L235 164H236V168L238 169V171H240L241 169L248 170L249 168H248V169H246V168H247V167H250V165H252V163H253V166H252L248 171H250V170L252 171V168L256 166V167H255L256 169H253L252 172L250 171L252 174L255 173L254 171H256V172L258 171V172H259L260 170H262V172H263V171H264V170H263V169H264V162H263L264 159L261 160V158H260V161H261V162L259 161V163H260V165H262L261 167H260V165H259V167L262 168V169H260V168L258 167V165H255V164H254L255 161L253 162V160L251 159V158H252ZM141 156H142V157H141ZM178 156H179V154H178ZM111 157H112V156H111ZM123 157H124V156H123ZM123 157H120V155H119V158H120L119 162H121V160H124V159H128V160H129L128 157L125 158V157H126V156H125L124 159H122ZM176 157H177V155H176ZM180 157H181V154H180ZM226 157H228V156H226ZM3 158H4V157H3ZM7 158H5V159H7ZM113 158H114V157H113ZM135 158H134L133 160H131L130 162H135V161H134ZM145 158H146V157H145ZM157 158H158V159H157ZM229 158L231 159V157H229ZM242 158H243V157H242ZM246 158H247V157H246ZM262 158H263V157H262ZM155 159H156L157 161H156ZM224 159H225V158H224ZM224 159H222V161L225 162V160H227V159H225V160H224ZM230 159L228 160L229 162H230ZM244 159H245V158H244ZM256 159H254V160H256ZM0 160H1V159H0ZM14 160H15V159H14ZM128 160H127V161H128ZM137 160H136V161H137ZM143 160H145V159H143ZM143 160H141V163H143ZM147 160H148V159H147ZM150 160H149V161H150ZM170 160H171V161H170ZM196 160H199V161H200V164H201L200 166H198V165L195 166V165H194V161H196ZM234 160H232V161H234ZM258 160H259V158L256 160V162H258ZM7 161H8V160H7ZM23 161H24V160H23ZM108 161H109V159H107V162H108ZM110 161H111V158H110ZM149 161H148V162H149ZM232 161H231V162H232ZM124 162H126V160H124ZM137 162H138V164H140V163H139L140 161H137ZM137 162H135V164H134V163H131V164H128V163H127V164H128V165H132V164H133V165H135V167H136ZM144 162H145V161H144ZM148 162H147V163H148ZM151 162H152V161H151ZM156 162H157V163H156ZM224 162H223V163H224ZM226 162H227V161H226ZM52 163H51V164H52ZM108 163H109V162H108ZM122 163H123V162H122ZM155 163H156V164H155ZM168 163H167V164H168ZM170 163H169V164H170ZM261 163H262V164H261ZM114 164H115V163H114ZM124 164H125V163H124ZM145 164H146V163H145ZM167 164H166V165H167ZM214 164H215V165H214ZM220 164H221V162H220ZM224 164H226V163H224ZM224 164H223V166H224ZM230 164H231V163H230ZM34 165H35V164H34ZM125 165H126V164H125ZM128 165H127V166H128ZM133 165H132V166H133ZM212 165H213V166H212ZM122 166H123V165H122ZM132 166H128V167L134 169V166H133V167H132ZM137 166H139V165H137ZM168 166H169V165H168ZM221 166H222V165H221ZM228 166H229V165H228ZM230 166H232V165H230ZM120 167H121V166H120ZM147 167H149V166H147ZM147 167H146V168H147ZM158 167L161 168V166H158ZM207 167L204 166V169L206 170ZM234 167H235V165H233L231 169H232V170L236 169V168H234ZM113 168H114V167H113ZM121 168H122V167H121ZM121 168H120V170H121ZM146 168H144V169H146ZM150 168H151V167H150ZM152 168H153V167H152ZM160 168L155 167V170L153 169V172L155 173L156 169H158V171H156V172H159V170H160V171H162V173H163V172H164V171H163L164 168H163V169H160ZM201 168H202V166H201ZM239 168H240V170H239ZM257 168L260 169V170H258ZM115 169H117V168H115ZM144 169H143V170H144ZM189 169H190L191 171L186 172V171L189 170ZM218 169H221V170H222L221 167L218 168ZM223 169H224V168H223ZM103 170H104V169H103ZM124 170H125V169H124ZM124 170H122V171H124ZM229 170H230V169H229ZM244 170H243V171H244ZM113 171H114V170H113ZM122 171H120V172H121V173H126V172H127V171H126V172H122ZM146 171H147V170H146ZM151 171H152V170H151ZM165 171H166V170H165ZM216 171H217V170H216ZM248 171H247V172H248ZM118 172H119V171H118ZM207 172H208V173H207ZM218 172H220V171H218ZM218 172H217L216 174L219 175ZM222 172H223V170H222ZM227 172H228V171H227ZM234 172H235V171H234ZM234 172H233V173H234ZM236 172H237V170H236ZM236 172H235V173H236ZM240 172H241V171H240ZM240 172H239V175L241 174ZM247 172H246V171L243 172V174H242L241 176H243L244 173H245V174H246L245 176H247V178H249V180L253 179L254 177L256 178L257 173H258V172H257L255 175H253L254 177L252 176L253 178L251 177V179H250V177H248V174H250V173L247 174ZM262 172H261V174L258 173V174H259V175H258L259 177L257 176V182H260V183L257 184V182H256V180H255V185H254V187H255L256 184H257L258 187H259V189H258L257 191L261 190V193H260V194H261V196H262V194H263V196H264V184H263V183H264V179H263V178H260V175H261V177H263V175H264V173H262ZM107 173H108V172H107ZM127 173H128V172H127ZM127 173H126V174H127ZM145 173H147V174H145ZM183 173H184V174H183ZM189 173H188V174H189ZM231 173H232V171H231ZM104 174H106V172H105ZM164 174H165V172H164ZM164 174H162V175L164 176ZM252 174H250V175H252ZM106 175H107V174H106ZM114 175H115V174H114ZM158 175H160V173H158ZM166 175H167V174H166ZM233 175H234V174H233ZM111 176H112V175H111ZM241 176H240V177H241ZM116 177H117V176H116ZM153 177H154V179H153ZM160 177H161V176H160ZM164 177L166 178V176H164ZM182 177H183V176H182ZM231 177H232V176H231ZM180 178H181V177H180ZM203 178H204V177H203ZM228 178H229V177H228ZM243 178H246V177L243 176ZM247 178H246V180H247ZM258 178H259V180H258ZM161 179H162V177H161ZM237 179H238V178H237ZM239 179H241V178H239ZM105 180H107V179H105ZM105 180H104V181H105ZM159 180H160V179H159ZM231 180H232V178H231ZM244 180H245V179H244ZM114 181H115V180H114ZM203 181H205V180H202V182H203ZM225 181H226V180H225ZM242 181H243V180H242ZM252 181H253V183H254V179H253ZM252 181H251V182H252ZM89 182H90V181H89ZM235 182H236V181H235ZM246 182H248V181H246ZM246 182H244V183H246ZM136 183H137V184H136ZM244 183H242V185H246V186L248 187V185L250 184V181H249V184H247V183L244 184ZM204 184H203V185H204ZM240 184H241V183H240ZM242 185H241V187H240V188H241V192H244V193H245V192L247 191V192L250 193V194L253 193V194L257 195L258 197L260 196V195H258L259 192H257V194H256V191H254L255 189L251 188V187H253V185L251 186V184H250V186L248 187V188H250V189H248V190L246 189L247 187L242 188V187H243ZM133 186H132L131 188H133ZM138 186H139V187H138ZM237 186H239V184H238ZM134 188L131 189V190H132L131 192H129L130 190L128 191V192H129V193H128L129 196H130V193H131L132 195L135 193V192L133 191ZM256 188H257V186H256ZM242 189H245V191H243ZM262 189H263V192H262ZM174 190H175V189H174ZM233 190H234V189H233ZM249 190H250V191H249ZM82 191H81V192H82ZM100 191H101V193H100ZM137 191H136V192H137ZM234 191H236V189H235ZM252 191H254L255 193L252 192ZM78 192H79V191H78ZM117 192H118V191H117ZM133 192H134V193H133ZM169 192L171 193V191H169ZM169 192H168V193H169ZM239 192H240V191H239ZM251 192H252V193H251ZM79 193H80V192H79ZM237 193H238V192H237ZM248 193L246 194L247 196L250 195V194H248ZM238 194H239V193H238ZM241 194H242V193H241ZM253 194H252V195H253ZM82 195H83V194H82ZM93 195H94V194H93ZM95 195H94V196H95ZM135 195H134V196H135ZM252 195H250L251 197H250L249 199H252ZM255 195H254V197H255ZM100 196H101V195H100ZM120 196H121V195H120ZM238 196H241V195H238ZM244 196H245V194H244ZM247 196H246L245 198H247ZM227 197H228V196H227ZM248 197H249V196H248ZM76 198H77V197H76ZM130 198L133 200L132 196H131ZM232 198H233V197H232ZM259 198H260V199H258V198H255V199H256V201L259 200V202H260L261 204L258 203V205H260V208L262 207V208L264 209V204H263V203H264V199H263L262 197H259ZM242 199H244V198H242ZM255 199H253V200L255 201ZM262 199H263V202L260 201V200H262ZM57 200H58V199H57ZM121 200H122V199H121ZM244 200H246V199H244ZM60 201H61V200H60ZM227 201H228V200H227ZM250 201H251V200H249V202H247V203L250 204V203L252 202V201H251V202H250ZM64 202H65V201H64ZM123 202H124V201H123ZM126 202H127V201H126ZM140 202H137L138 204H136V203L134 202V203H135L134 205H135L136 208H137L136 205L139 206L138 210H136V211H140V210H144V209H146V208L148 207L147 205L151 203V202H149V203L147 202L148 204H146V208H144L143 205H142L143 207L141 208V206H140V205H141ZM232 202H233V201H232ZM241 202H242V201H241ZM59 203H60V202H59ZM120 203H121V202H120ZM127 203H128V202H127ZM145 203H146V202H145ZM145 203H143V204H145ZM245 203H246V202H245ZM247 203H246L245 205H248ZM252 203H254V202H252ZM255 203H256V202H255ZM56 204L59 205L58 203H56ZM62 204H63V203H62ZM239 204H240V203H239ZM241 204H242V203H241ZM52 205H53V203H52ZM122 205H123V204H122ZM129 205H133V203H132V204L128 203V205H126V206H129ZM190 205H189V206H190ZM226 205H227V204H226ZM258 205L255 204V206H254V207H256V210L254 211L255 213L253 212V214H250V213L248 212V216L246 215L245 223H246V224H247V223L249 224V223L253 222L256 226L258 225V226L261 227V226L263 225V228H264V212H261V211H260V212H256V211H257V206H258ZM45 206H46V205H45ZM49 206H50V205H49ZM55 206H56V205H55ZM60 206H61V207H60V210H61V208H62L63 205H60ZM126 206H124V209H125ZM191 206H190L189 208H191ZM239 206H240V205H239ZM242 206H243V204H242ZM251 206H252V205H251ZM51 207H52V206H51ZM51 207H50L49 209H47V210L44 212L45 214H44L43 216H40L39 218H40V219H43V218H47V217H49V216L51 217V216L56 215L57 213H59V211H60L59 209H52L53 207H52V208H51ZM122 207H123V206H122ZM133 207H134V206H133ZM135 207H134V209H136ZM149 207H150V206H149ZM245 207H246V206H245ZM247 207H248V206H247ZM47 208H48V207H47ZM55 208H56V207H55ZM130 208H131V207H130ZM130 208H128V210H129ZM150 208H151V207H150ZM176 208H179V207H176ZM184 208H185V207H184ZM189 208L187 207L186 209H189ZM192 208H191V209H192ZM242 208H243V207H242ZM124 209L122 210V211H124V213L122 212V214H125V215H126L127 213H129V212H127L128 210L126 211V209H125V210H124ZM174 209H175V208H174ZM174 209H173V210H174ZM251 209H252V208H251ZM251 209L249 208V211H250ZM254 209H255V208H254ZM54 210H55V211H54ZM117 210H118V209H117ZM117 210H116V213L118 212ZM120 210H121V209H120ZM171 210H172V209H171ZM177 210L180 211V210H182V209L180 208V209H177ZM197 210H199V209H197ZM200 210H201V209H200ZM236 210H238V209H236ZM241 210H242V209H241ZM247 210H248V208H247ZM247 210H246V211H247ZM259 210H260V209H259ZM50 211H52V212H50ZM131 211H132V210H131ZM133 211H135V210H133ZM146 211H147V210H146ZM263 211H264V210H263ZM112 212H113V211H112ZM119 212H121V211H119ZM119 212H118L117 214L115 213V217H113L114 215H112L111 212H110V214H108V215H110L112 218H115V219L119 222L120 220L117 219L118 216L116 217V215H120V214H121V213L119 214ZM141 212H142V211H141ZM181 212H183V211H181ZM181 212H180V213H181ZM184 212H185V211H184ZM187 212H188V211H187ZM187 212H186V213H187ZM250 212H252V211H250ZM113 213H114V212H113ZM147 213H148V214H151V213H149V212H147ZM147 213H146V214H147ZM170 213H171V212H170ZM186 213H185V214H186ZM206 213H205V216H207ZM240 213H241V211H240ZM122 214H121V216H119L118 218H120V217H121V218H123V217L125 218L124 215H123V217H122ZM130 214H131V213H130ZM133 214H134V213H133ZM137 214H138V212H137ZM141 214H142V213L139 212V216H137V220H136V221H138V219L141 218V216H142ZM144 214H145V213H144ZM146 214H145V215H146ZM148 214H147V215H148ZM152 214H153V213H152ZM175 214H178V213H175ZM181 214H182V213H181ZM199 214H200V213H199ZM215 214H213L212 217H214ZM237 214H238V213H237ZM237 214H236V215H237ZM241 214H243V213H241ZM244 214H245V213H244ZM249 214H250V215H249ZM140 215H141V216H140ZM145 215H144V216H145ZM209 215H208V217H209ZM217 215H216V217H218ZM127 216H129V215H127ZM144 216H143V218L145 219ZM151 216H152V215H151ZM183 216H184V215H183ZM183 216H182V217H183ZM238 216H239V215H238ZM243 216L245 217V215H243ZM243 216H242V217H243ZM108 217H109V216H108ZM108 217L105 216V217H103V218H105V219L107 220V219L110 218V217H109V218H108ZM129 217H130V216H129ZM138 217H139V218H138ZM174 217H175V216H174ZM212 217H211V218L209 217L208 220H210V219H216L215 217H214V218H212ZM103 218L100 219V220L92 221L90 224H91V225H96V224L101 223L102 221H103V223L107 222V221H106L105 219H103ZM121 218H120V219H121ZM126 218H127V217H126ZM186 218H187V217H186ZM239 218H240V217H239ZM115 219H114V220H115ZM135 219H136V218H135ZM149 219H150V218H149ZM206 219H207V217H206ZM104 220H105V221H104ZM111 220H112V219H111ZM111 220H110V221H111ZM116 220H115V221H116ZM145 220H146V219H145ZM157 220H158V219H157ZM180 220H181V218H180ZM185 220H186V219H185ZM216 220H217V219H216ZM112 221H113V220H112ZM187 221H188V220H187ZM187 221H186V222H187ZM217 221H218V220H217ZM132 222H133V224L135 223L134 221H132ZM146 222H147V221H146ZM151 222H152V221H151ZM174 222H175V221H174ZM180 222H181V221H180ZM182 222H183V220H182ZM199 222H200V221H199ZM212 222H213V221H212ZM148 223H149V222H148ZM190 223H191V222H190ZM242 223H243V222H242ZM242 223H241V224H242ZM253 223H252V224H253ZM90 224H87V223H86V225L84 224L85 226H84V225H83V226L86 227V226L89 225V227H92V226H90ZM101 224H102V223H101ZM107 224H108V223H107ZM107 224H106V225H107ZM110 224H111V223H110ZM112 224H113V223H112ZM145 224H146V223H145ZM150 224H151V223H150ZM150 224H149V225H150ZM157 224H158V223H157ZM186 224H187V223H186ZM188 224H189V223H188ZM194 224H195V223H194ZM209 224H210V222H209ZM213 224H215V223L213 222ZM241 224H240V225H241ZM246 224H245V225H246ZM99 225H100V224H99ZM104 225H105V224H104ZM114 225H116V224H114ZM114 225H113V226H114ZM120 225H121V224H120ZM202 225H203V224H202ZM215 225H216V224H215ZM97 226H98V225H97ZM102 226H103V225H102ZM107 226H108V225H107ZM122 226H123V225H122ZM137 226H138V225H137ZM152 226L154 227L155 225H152ZM209 226H211V225H209ZM243 226H244V224H243ZM258 226H257V227H258ZM84 227L80 226V227H78V228H80V229H78V228L76 227V228H73V229H71V230L69 229V231H64L63 233H61V234L59 235V236H60L59 239L62 240V241L65 240V239L68 240L67 237L69 236V234H70L71 232H77L78 234L76 233V234H77V235H75L76 237L79 236V235H84V233H85L86 236H87V235H88V236L92 235V236H91V239H92V238H93V240L96 239V238H94V237H97V236H98V232L96 233V232L93 231V232L95 233L94 236H93V232L91 233V232L88 231V230L85 231V228H84ZM89 227H88V229H89ZM98 227H99V226H98ZM100 227H101V226H100ZM115 227H116V226H115ZM115 227H113V228H115ZM144 227H145V226H144ZM179 227H180V226H179ZM196 227H197V226H196ZM218 227H219V225H218ZM218 227H217V228H218ZM240 227H241V226H240ZM257 227H256V228H257ZM81 228H84V229H83V231H85L84 233H82L83 231L81 230ZM103 228H104V227H103ZM111 228H112V227H111ZM111 228H106V229H111ZM120 228H121V227H120ZM150 228H152V227H150ZM154 228H155V227H154ZM181 228H183V227H181ZM104 229H105V228H104ZM106 229H105V230H106ZM124 229H125V228H124ZM142 229H143V228H142ZM142 229H140L141 232L144 230V229H143V230H142ZM152 229H153V228H152ZM168 229H169V228H168ZM188 229H189V228H188ZM188 229H187V231H190V230H188ZM194 229H196V228H194ZM194 229H193L192 231H195ZM198 229H199V227H198ZM198 229H197V230H198ZM212 229H213V228H212ZM212 229H211V230H212ZM257 229L259 230V227H258ZM80 230H81V231H80ZM90 230L92 231L91 228H90ZM105 230H104V231H105ZM114 230H115V229H114ZM216 230H217V229H215V231H216ZM62 231H63V230H62ZM87 231L89 232V234H90V233H91V234L89 235V234L87 233ZM107 231L109 232V230H107ZM112 231H113V230H111V233H112ZM152 231H153V230H152ZM156 231H157V230H156ZM162 231H163V230H162ZM166 231H167V230H166ZM185 231H186V230H185ZM201 231H202V229H201ZM262 231H263V230H261L260 232H262ZM108 232H106V233L109 235ZM117 232H118V231H117ZM121 232L124 234L123 231H121ZM147 232H149V231H147ZM159 232H160V231H159ZM203 232H204V231H203ZM207 232H208V231H207ZM86 233H87V234H86ZM111 233H110V234H111ZM195 233H196V232H195ZM199 233H200V232H199ZM205 233H206V232H205ZM214 233H215V232H214ZM217 233H219V232H217ZM236 233H237V231H236ZM96 234H97V235H96ZM112 234H113V233H112ZM143 234H144V232L142 233V235H139V233H138V234H137V235H139V236H138V239H140V238L143 239V237H144L145 234H146L145 237H149L150 235L152 236L154 233H152V234H148V233H146V231H145V234H144V235H143ZM147 234H148L149 236H147ZM158 234L160 235V233H158ZM158 234H157V236H158ZM161 234H163V233L161 232ZM196 234L198 235V233H196ZM202 234H203V233H202ZM209 234H210V233H209ZM234 234H235V233H234ZM261 234H262V235H261V239H260V235H259V239H260V240H262V238L264 237V236H263L264 233H261ZM72 235H73V237H75L74 234H72ZM95 235H96V236H95ZM114 235H115V234H114ZM116 235H117V237L120 239V236H121V235H120V236H118V234H116ZM155 235H156V234H155ZM192 235H193V234H192ZM59 236H58V237H59ZM141 236H143V237H141ZM153 236H154V235H153ZM178 236H179V235H178ZM187 236L190 238V237H191V234H190V236H189V234H187ZM210 236H211V235H210ZM56 237H57V236H56ZM82 237H83V236H82ZM110 237H112V236H110ZM110 237H108V238L110 239ZM145 237H144V241H141V245L143 244V242H144V244H145V242H147V244H145V245H148V244H149V242H150L151 239L149 240V238H147L149 241H148V240L146 241ZM193 237H194V235H193ZM196 237H197V236H196ZM204 237H205V236H204ZM204 237H203V238H204ZM218 237H220V236H218ZM68 238H70V236H69ZM71 238H72V236H71ZM79 238H81V237H79ZM83 238H84V237H83ZM121 238H122V237H121ZM131 238H132V237H131ZM134 238H135V236H134ZM134 238H133V239H134ZM178 238H179V237H177V238H175V239L178 240ZM181 238H182V237H181ZM213 238H214V236H213ZM56 239L58 240V238H56ZM87 239H89V237H88V238L86 237L85 240H87ZM98 239L100 240L101 238H99V236H98L97 240H98ZM116 239H117V238H116ZM125 239H126V238H125ZM125 239H124V240H125ZM138 239H137V237H136V239H135L136 241L133 240L134 242L137 243V245L139 244ZM142 239H141V240H142ZM152 239H154V238H152ZM194 239H195V237H194ZM201 239H202L201 237H200V238H197L198 241L201 240ZM83 240H84V239H83ZM120 240H121V239H120ZM124 240H123V241H124ZM127 240H128V238H127ZM127 240H125V241H127ZM157 240H159V239H157ZM191 240H192V237H191ZM197 240H195V241H197ZM260 240H259V241H260ZM263 240H264V238H263ZM263 240H262V241H263ZM68 241H69V240H68ZM87 241H89V240H87ZM94 241H95V240H94ZM110 241H111V240H110ZM133 241H131V242H133ZM139 241H140V240H139ZM155 241H156V240H155ZM163 241H165V240H163ZM171 241H172V240H171ZM181 241H182V240H181ZM181 241H180V239H179L178 243L181 242ZM193 241H194V240H193ZM198 241H197V242H198ZM213 241H214V240H213ZM217 241H218V240H217ZM255 241L257 242L258 239L255 240ZM259 241H258V242H259ZM81 242H82V238H81V241H79V244H80ZM100 242H101V241H100ZM112 242H113V241H112ZM121 242H122V241H121ZM129 242H130V241H129ZM129 242H127V243H129ZM134 242H133V243H134ZM166 242H169V241H166ZM172 242H173V241H172ZM184 242H185V241H184ZM203 242H204V241H203ZM210 242H211V240H210ZM258 242H257V243H258ZM263 242H264V241H263ZM89 243H92V240L89 241ZM95 243L98 244V242H96V241H95ZM95 243H94V244H95ZM113 243H114V242H113ZM113 243H112V244H113ZM150 243H151V242H150ZM161 243H162V242H161ZM173 243H174V244L176 243L175 240H174ZM178 243H177V244H178ZM185 243H186V242H185ZM205 243H206V242H205ZM260 243H262V242L260 241ZM121 244H122V243H121ZM134 244H135V243H134ZM134 244H132V245L134 246ZM174 244H173V245H174ZM177 244H176V245H177ZM180 244H181V243H180ZM258 244H259V243H258ZM263 244H264V243H263ZM263 244H262V246H263ZM86 245H87V243H86L85 246H84V242H83V243H82V246H80V245H79V246L82 247V249L84 250V249L86 248ZM92 245H93V244L89 245V247H87L88 249L86 248L85 253H86L88 250L92 249V247L90 248V246H92ZM100 245H101V244H100ZM100 245H99V246H100ZM124 245H125V244H124ZM124 245H122V246H124ZM127 245H128V244H127ZM155 245H157V243H156ZM162 245H163V244H162ZM164 245H165V244H164ZM171 245H172V243H171ZM253 245H254V244H253ZM83 246H84L85 248H84ZM87 246H88V245H87ZM93 246H94V245H93ZM95 246H97V245H95ZM112 246H113V245H112ZM115 246H116V245H115ZM122 246H121V247H122ZM130 246H131V244H130ZM152 246H153V245H152ZM158 246H159V245H158ZM166 246H168V244H167ZM166 246H165V247H166ZM190 246H191V245H190ZM97 247H98V246H97ZM100 247H102V246H100ZM125 247H126V246H125ZM125 247H123V248H125ZM127 247H128V246H127ZM127 247H126V249H129V248H127ZM135 247H136V246H135ZM141 247H142V246H141ZM153 247H154V249H155V246H153ZM230 247H231V246H230ZM260 247H261V246H260ZM263 247H264V246H263ZM157 248H158V247H157ZM157 248H156V249H157ZM166 248H167V247H166ZM178 248H179V247H178ZM181 248H182V247H181ZM187 248H188V247H187ZM191 248H192V247H191ZM195 248H196V247H195ZM197 248H198V247H197ZM255 248H256V247H255ZM257 248H258V247H257ZM119 249H121V248H119ZM137 249H138V248H137ZM156 249H155V250H156ZM161 249H162V248H161ZM169 249H170V248H169ZM171 249H172V248H171ZM175 249H176V248H175ZM212 249H213V250H212ZM100 250H101V249H100ZM145 250H146V249H145ZM147 250L149 251V249H147ZM155 250H154V251H155ZM189 250H191V249H189ZM192 250H193V249H192ZM196 250H197V249H196ZM199 250H200V249H199ZM206 250H205V252H207ZM244 250H246V249H244ZM91 251H92V252H91ZM94 251H96V249H95ZM94 251H93V249L90 250L91 253H93ZM97 251H99V250H97ZM106 251H107V250H106ZM113 251H115V250H113ZM113 251H112V252H113ZM120 251H121V250H120ZM123 251H124V250H123ZM125 251H126L127 253L129 252L128 250H125ZM141 251H143V250H140V252H141ZM172 251H173V250H172ZM253 251L255 252V254L259 253V252H256L255 250H252V252H253ZM257 251H259V250H257ZM262 251H263V250H262ZM101 252H102V253H105V252H103V251H101ZM131 252H133V251H131ZM131 252H130V253H131ZM145 252H146V251H145ZM181 252H182V251H181ZM242 252H243V251H242ZM247 252H249V251H247ZM85 253H84V254H85ZM108 253H109V252H106V254H108ZM127 253H124V254L122 253L121 256H124L125 254L127 255ZM133 253H134V252H133ZM138 253H139V252L136 251L134 254H138ZM208 253H209V252H208ZM86 254H87V253H86ZM93 254H94V253H93ZM93 254H92V255H88V256H90V259H91V256H92V257H93V256L95 257L94 259H92L91 262H89V264H135L134 261H137V260H138V259L135 258V257H138V256L140 255V254L136 255V256L134 257L135 260H133V256L131 255L130 257L132 258L133 261H132V260H131V261H130V260H127V258L129 259V257H127V258L125 257V259L123 258L124 260H126V261H123V259H121V256H119V255H115V254H114L115 256H110V254L106 256V255L104 254L105 256L102 255V257H101V256H99L100 254L97 252V254H99V255H98L99 258H98V257L96 258V255H97V254H96V255H93ZM134 254H133V255H134ZM149 254L151 255V253H149ZM164 254H165V253H164ZM175 254H176V253H175ZM181 254H182V253H181ZM212 254H213V255H212ZM239 254H240V253H239ZM245 254H247L246 251H244V254H243V255H245ZM249 254H250V253H249ZM147 255H148V254H147ZM169 255H170V254H169ZM241 255H242V254H241ZM260 255H261V254H260ZM117 256H118V257H117ZM127 256H128V255H127ZM186 256H187V255H186ZM207 256H208V254H207ZM247 256H248V255H245V258H246ZM85 257H87V256H85ZM141 257H142V256H141ZM145 257H146V255H145ZM147 257L149 258V255H148ZM187 257H188V256H187ZM240 257H244V256H240ZM251 257H252V256H250V258H251ZM257 257H258V256H257ZM260 257H261V256H260ZM87 258H88V257H87ZM131 258H130V259H131ZM142 258H143V257H142ZM165 258H166V257H165ZM167 258H168V257H167ZM182 258H184V256H183ZM194 258H195V257H194ZM252 258H254V255H253ZM146 259H147V258H146ZM169 259H171L170 256H169ZM233 259H234V258H233ZM235 259H237V258H235ZM248 259H249V258H248ZM257 259H258V258H257ZM143 260H144V259H143ZM143 260H142V261H143ZM148 260H149V259H148ZM171 260H172V259H171ZM185 260H186V259H185ZM240 260H242V259H240ZM253 260H254V259H253ZM70 261H71V260H70ZM87 261H89V259H88ZM87 261H86L84 264H86ZM138 261H141V258H140V260H138ZM214 261H215V260H214ZM216 261H217V260H216ZM230 261H231V260H230ZM232 261H233V260H232ZM244 261H245V260H244ZM248 261H249V260H248ZM147 262H148V261H147ZM169 262H170V261H169ZM235 262H236V260H235ZM72 263H73V261H72ZM140 263H141V262H139V263L137 262L136 264H140ZM224 263H225V262H224ZM141 264H144V263L142 262ZM225 264H230V263H229V261H228V263H225Z\"/></svg>", "mask_w": 264, "mask_h": 264}]
</instances>
